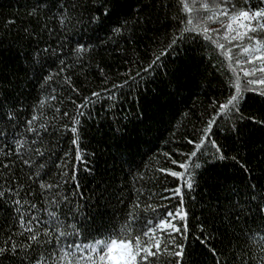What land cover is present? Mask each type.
<instances>
[{
	"label": "trees",
	"instance_id": "16d2710c",
	"mask_svg": "<svg viewBox=\"0 0 264 264\" xmlns=\"http://www.w3.org/2000/svg\"><path fill=\"white\" fill-rule=\"evenodd\" d=\"M200 1L186 0L196 11L190 15L187 10L179 13L192 19V24L181 23L179 27L199 30L200 46L196 47L181 38L174 0H125L121 23L126 26L121 33L112 31L119 25L111 21L99 26L91 20L92 16L102 18V12L89 10L98 7L101 0H0V98L6 97L5 104L15 106V112L8 108V116L0 117L4 133L0 136V246L32 243L20 218L23 216L28 223L35 217L33 229L53 233L47 251L41 246L37 254L45 257L42 264H52L47 259L49 251L58 264H88L80 256L73 260L72 254L78 251L74 244L95 247L96 240L107 242L109 232L101 235L97 228L120 230L132 225L128 231L135 236L152 224L151 235L160 240L162 247L154 264H177L164 254L168 236L156 230L155 223L165 209L183 207L188 215L183 221L186 227L182 242L187 251L195 249L197 264H264V231L258 230L264 228V222L254 216L235 224L229 218L228 199L232 196L229 188L243 191L250 179L264 180V131L249 123L252 134L243 145L234 146L229 129L234 127L235 118L225 115L221 120L217 116L218 129L214 127L208 136L216 140L228 158L205 172L204 159L190 155L196 149L188 141L203 135L206 121L216 115L219 104L226 102L237 78L242 86L245 82L240 71L245 67L240 64L244 61L242 50L235 47L229 54L214 42L210 45L202 35L204 27L221 25L213 27V23L200 19L197 12H205ZM257 4L258 0H250L253 10ZM173 38L180 42L178 51L166 48ZM261 44L264 47V40ZM161 49L177 61L169 64V71L182 69L178 94H167L175 89L166 88L161 76L148 85L151 91L146 98L140 96L139 89L129 93L125 88L116 107L109 109L110 102L101 100L82 109L85 115L79 117L81 124L75 125L76 106L83 97L122 83L127 78L124 74L135 75ZM253 89L264 90V86L250 85L249 90ZM133 97H140L138 103L132 102ZM252 107L250 110L255 111L256 106ZM137 111L144 112L143 123L129 115ZM33 118L32 126L39 130V138L27 131L28 121ZM122 124L129 132L124 140L114 135L115 128ZM73 126L78 127L80 136L77 145L72 143ZM17 139L21 141L20 149L15 144ZM35 147L45 152L37 160L46 162L41 177L33 175L34 166L22 162L23 153ZM203 147L208 148L205 156L215 152L207 140ZM172 160L177 163L172 164ZM180 163L186 165L185 169L179 167ZM241 164L247 165V175ZM160 168L183 171L185 177L178 180L161 173ZM64 172L68 177L61 189L39 188L41 182L59 181ZM73 175L78 179H71ZM189 175L194 186L184 190V203L180 205L169 190L182 185ZM77 183L79 187L74 186ZM57 192L66 195L67 202L60 199L58 205L52 204L53 193ZM16 200H20L19 205ZM76 204L80 211L74 217L69 208L75 211ZM50 211L60 215L70 233L71 226L76 225L75 234L63 238L59 245L51 224L44 227ZM85 221L90 224L87 231L81 227ZM175 223L182 226L178 218ZM111 238L112 244L125 243L115 240L114 235ZM175 239L179 242L180 236ZM209 248L216 250L217 260H213ZM79 251L85 258L96 254L83 252L82 247Z\"/></svg>",
	"mask_w": 264,
	"mask_h": 264
},
{
	"label": "snow or ice",
	"instance_id": "6c2138e0",
	"mask_svg": "<svg viewBox=\"0 0 264 264\" xmlns=\"http://www.w3.org/2000/svg\"><path fill=\"white\" fill-rule=\"evenodd\" d=\"M174 2L176 4L177 12L175 19L177 20L178 31L181 34L183 42L187 44L191 41L192 45L199 47V30L179 27L181 23H185L187 25L192 24V19H190L189 16L179 15L181 10H187L190 15L196 11V9L194 7L190 8L186 0H174ZM124 3L125 0H101L98 7L94 6L89 10L102 12V18L92 16L91 20L96 22L99 26H104L105 21H111L112 23L119 25V27H115L112 31L115 33H121L122 29L126 26L121 23ZM262 5H264V0H258V4L255 7V10H253L250 6V0H236L235 3H233L232 0H212L211 8L208 4H202L201 7L205 9V12L203 14L197 12V14L200 15L201 20L206 18L209 21L220 23L221 25L220 28H203L202 35L209 41L210 45L214 42L217 48L228 51L229 54H231V49L233 47L238 46L242 52L246 54L244 55L245 63L251 65L250 67H241L240 71L243 73L245 81L243 86L238 77L237 82H235L232 86L233 90L227 97L226 102L219 104L216 109V115L206 121V127L202 129L203 135H197L195 140L188 141L190 144H193L194 149H196L191 151V157L204 159V163L206 165L204 168L205 172L214 168L217 161H224L228 158L224 155L216 140L210 139L208 136V133L213 132L214 127L218 129L220 120L216 118L217 116H219L221 120L225 115L235 118L234 127L229 129L234 146L236 143L243 145L252 134L248 127L249 123L251 125H255L261 131H264V90H249L250 85H264V47L260 46L261 41L264 40V6ZM224 21H229V23L225 24ZM250 21L255 22L257 27L251 28L249 26ZM233 22L238 25V27L234 28ZM221 33L224 35L221 36ZM249 33H251V35H249ZM257 33H259V35ZM222 40L224 42H221ZM241 41H245V43H242ZM179 43L180 42L177 39L173 38L166 48L168 50L178 51ZM249 45H252V47H249ZM80 50L81 49H78L77 51ZM192 50L195 51L196 49L193 48ZM45 51H47V49H45ZM258 53L259 55H257ZM169 56V51L161 49L154 53L153 59L147 63V66L136 71L135 75L126 73L124 75H126L127 78L122 83H113L111 88L105 87L101 91H93L90 96L83 97L82 102L76 106V117L73 118L75 125L79 126L81 124V119H79V117H83L85 115L82 109H87L90 105H95L101 100L110 102L107 105L109 109L116 107L120 102L121 95L123 94V90L125 88L129 89V93L133 89H139L140 96L146 98L148 92L151 91L148 85L155 83L157 78L161 76L164 77L162 83L165 84L166 88L175 89L174 92H168L167 94L170 96L178 94L182 86L178 74L181 73L182 69L177 67L169 71V64L177 63L176 60L169 59ZM193 59H195V57H193ZM257 60L259 61L258 64L256 63ZM235 62L239 64L238 59L235 60ZM60 63L64 64V61L61 60ZM2 71L3 69H0V72ZM61 71H63V69H61ZM255 72H259L260 77H256ZM248 77H252V79H248ZM47 79L51 80L52 77L49 76ZM105 83H107V80ZM139 98L140 97H133L132 102L138 103ZM5 99L6 97L0 98V117L8 116V108H11L12 111L15 112V106L6 105L4 102ZM253 105L256 106L255 111L250 110L253 108ZM245 113H247V115H245ZM64 115L67 116V112H65ZM129 115H132L136 121L143 123L144 112H130ZM185 115H187V113H185ZM125 119L128 120V115L125 116ZM9 122L11 123V120H9ZM33 123L34 118L33 120L28 121L27 131L35 133L39 138V130L33 128ZM41 127H43V125H41ZM70 131L75 134L72 143L77 145L80 139L78 127L73 126ZM3 134V129L0 128V136ZM114 135L121 140L126 139L129 136L127 125L122 124L120 127L115 128ZM196 140L199 142L197 143ZM206 140L211 148L215 149V152L209 156H205L208 148H202V145L205 144ZM40 142L42 143V141ZM15 144L18 149L22 146L21 141L18 139L15 141ZM8 154L9 153H5V155ZM17 154H20L19 151ZM164 155L167 156L168 154L165 153ZM44 156L45 152L41 151L39 147L31 148L23 153L22 162L25 165L34 166L33 175L41 177L42 172H44L46 162L38 163L37 160L38 158H42ZM231 159L233 161H237L236 156H232ZM171 163L176 164L177 161L172 160ZM179 167L181 169H185L186 165L184 163H180ZM197 167L199 168L200 165H197ZM240 167L247 175V165L241 164ZM159 171L161 173H167L174 178H178V180L184 179L185 177V173L183 171H173L165 168H160ZM66 177H68V173L64 172L60 176L59 181L53 180L51 183L41 182L39 184V188L41 190L61 189L63 184L66 182ZM29 179H31V177H29ZM71 179L75 181L78 178L73 175ZM74 186L79 187V184L77 183ZM193 186L192 178L189 175V177L184 180L182 185L174 189H170L169 191L177 197L179 204L183 205L184 190H190ZM228 190L232 192V196L228 197L231 202L229 218L232 219L235 224L240 225L245 222L246 219L254 216L260 217L261 221L264 222V180L252 178L244 184L243 191H233L230 188ZM0 195H3V193H0ZM16 195H19V193H16ZM76 195L79 196L81 194L76 193ZM60 199L67 202V196L62 192L53 193L51 203L58 205ZM15 203L19 205L20 200H16ZM25 203H27V201H25ZM32 207H35V205H32ZM74 208L75 211H73L72 207L69 208V211L72 212L75 217L80 211L79 204H76ZM17 211H19V208ZM187 215L188 212L185 208L177 207L173 211L165 209L164 214L156 218L155 229L162 230V235L165 233L167 234L168 241H170L172 249L171 251L168 250L169 242L165 241L163 245V252L170 259L177 262V264H197L199 260L195 249L187 251L182 242L184 238L183 228L186 227V225H183V221L187 218ZM48 217L49 219L44 222V227L47 228V226L51 224L52 229L56 233V245H59L63 238L75 234V224L71 226L72 232L70 233L67 230L68 226L60 219V215L54 211H50L48 213ZM177 218L181 221V227H177L174 222ZM36 219L37 218L33 217L28 221V223H25V218L21 216V224L27 228V239L32 243H11L10 247L7 246V244H5V246H0V264H25V261L27 264H32L33 260H36V264H42L45 257L37 254L40 253L41 246H44V250L47 251V246L50 244L49 237L52 236L53 233L44 231L42 234L39 228L33 229L31 224ZM81 227L87 231L90 224L85 221ZM129 227H132V225L122 227L120 230H115V228L111 230H102L97 228V231L100 232L101 235L104 234V231L109 232L107 242L96 240L95 247L76 246L74 244V247H77L78 251L72 254L73 260L76 261V257L80 256L81 259H87L88 264H154V262H157L159 254L162 251V247L160 240L151 235L153 232V225L149 224L147 228L141 229L135 236H132V234L128 231ZM258 230L264 231V228ZM240 231L243 232L244 229L241 228ZM173 234H175V236H180L179 242L175 239ZM113 235L116 237L115 240L125 241L127 247L130 248V251L125 253H115L114 249L111 247L113 241L111 237ZM141 237L144 239L143 243H141ZM205 243H207V241H205ZM81 247L83 248V252L96 253L95 256L89 255L86 258L83 257L82 252L79 251ZM97 248H99L98 252ZM68 252H72V249L69 248ZM208 252L213 257L214 261L217 260L218 257L215 249L209 248ZM47 259L52 260V264H58L57 260L53 259V253L51 251L48 252ZM76 264H79V261H76Z\"/></svg>",
	"mask_w": 264,
	"mask_h": 264
},
{
	"label": "rangeland",
	"instance_id": "374dc122",
	"mask_svg": "<svg viewBox=\"0 0 264 264\" xmlns=\"http://www.w3.org/2000/svg\"><path fill=\"white\" fill-rule=\"evenodd\" d=\"M200 2H201V5H202V4H208L210 8L212 7V1H211V0H210V1H207V0H206V1H205V0H201ZM209 2H210V3H209ZM201 5H199V6H201ZM204 21H209V20H207V19L205 18ZM209 22L213 23L211 26H213V27H216V26H217L216 23H214V22H212V21H209ZM224 23L227 24V23H229V21H224ZM218 25H220V23H218ZM233 26H234V28H235V27H238V25H236L234 22H233ZM249 26H250L251 28H256V27H257L256 23H255V22H252V21L249 22ZM223 35H224V34H223ZM223 35H222V36H223ZM249 35H251V33H249ZM241 42H242V43H245V41H241ZM260 46L263 47L262 44H261ZM249 47H252V45H249ZM233 48H235V47H233ZM237 48H238V46H237ZM237 48H236V49H237ZM242 54L246 55L245 53H242ZM257 55H259V53H258ZM256 63L258 64L259 61L257 60ZM240 64H242V65L245 66V67H250V66H251L250 64H246V63H245V60H244L243 62H240ZM255 76H256V77H260V73H259V72H255ZM249 78H252V77H249ZM257 85H260V86H261L262 84H257ZM262 86H264V85H262ZM174 222H175V221H174ZM111 247L114 249V252H115V253H125V252L130 251V248H128L127 245H126L125 243H116V244L112 245Z\"/></svg>",
	"mask_w": 264,
	"mask_h": 264
}]
</instances>
